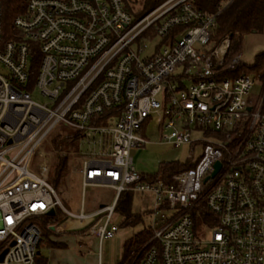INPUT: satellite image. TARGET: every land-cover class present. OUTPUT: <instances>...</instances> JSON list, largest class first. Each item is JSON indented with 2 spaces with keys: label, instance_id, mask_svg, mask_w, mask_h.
I'll return each mask as SVG.
<instances>
[{
  "label": "built area",
  "instance_id": "1",
  "mask_svg": "<svg viewBox=\"0 0 264 264\" xmlns=\"http://www.w3.org/2000/svg\"><path fill=\"white\" fill-rule=\"evenodd\" d=\"M233 1L210 12L166 0L138 17L124 0H27L8 39L0 1V264H38L36 220L51 210L98 239L102 264L126 192L152 203L138 264H264V92L253 105L259 76H232L244 63L227 61L230 39L210 44ZM153 121L165 142L191 151V167L168 183L143 180L131 156ZM62 126L72 130L65 138ZM56 135L80 153L65 159L83 190L112 188V204L91 213L84 201L78 213L62 205L45 151Z\"/></svg>",
  "mask_w": 264,
  "mask_h": 264
},
{
  "label": "rangeland",
  "instance_id": "2",
  "mask_svg": "<svg viewBox=\"0 0 264 264\" xmlns=\"http://www.w3.org/2000/svg\"><path fill=\"white\" fill-rule=\"evenodd\" d=\"M131 7L138 14L143 10V0H129ZM222 5V0H212V8L208 11H215ZM219 6V7H218ZM241 49V60L247 66H252L255 63L256 56L264 52V28L261 33H253L244 37ZM32 97L38 102H45L37 88L32 89ZM262 93V84L257 85L251 93V101L256 105L260 100ZM151 126L143 131V136L148 140L145 147L134 149L131 156L134 160L136 171L143 176H155L161 172V166L165 164H175L186 166L190 162L191 151L189 146L174 147L172 144L163 140V129L157 126L153 121ZM72 130L66 127H61L58 135L62 138L71 134ZM52 138L46 142V157L49 165V182L56 190V194L62 205L71 212L78 213L81 210L82 201L85 203V211L91 213L100 209L103 204H110L114 199V191L104 187H87L83 190L81 177L72 173V164L70 160H66V169L62 173L61 178L53 184V167L57 164L59 154L52 146ZM68 142V141H66ZM69 143V142H68ZM85 150V149H84ZM200 152L199 150L197 151ZM196 154V157L198 155ZM80 157V153L71 151V146L64 148L61 157ZM43 158L35 153L31 169L39 173L42 169L41 162ZM75 165H78L76 162ZM147 196L136 194L134 197L133 214L143 215L141 220L135 224L123 225L125 218L118 214L114 216L113 221L120 230L115 234V237L110 240H105L101 245L103 264H120L123 258V251L127 243L137 234H140L146 229H149L151 223L150 208L152 203ZM60 212V211H59ZM58 212V213H59ZM64 219V218H63ZM60 224V223H59ZM76 234V232H75ZM73 234V235H75ZM78 236L64 237L67 246L61 250L52 248L42 249V254L49 259L50 264L57 259L59 264H98L97 253L100 248V243L96 237H85L83 233H77ZM76 234V235H77ZM64 236V235H63ZM93 251V255H88V251ZM56 263V264H57Z\"/></svg>",
  "mask_w": 264,
  "mask_h": 264
},
{
  "label": "trees",
  "instance_id": "3",
  "mask_svg": "<svg viewBox=\"0 0 264 264\" xmlns=\"http://www.w3.org/2000/svg\"><path fill=\"white\" fill-rule=\"evenodd\" d=\"M3 12H4V32L8 39L12 33L13 20L18 15L24 14L26 9L27 0H0ZM127 3L128 9L133 11L131 3L129 0H124ZM166 0H143V10L138 13L137 16L144 15L157 6L162 4ZM195 4L199 6L202 10L211 9L212 0H194ZM217 25L213 30L211 35L210 44L212 47L217 46L222 40L228 38L230 39L231 45L229 53L227 56V61L229 62L233 58L240 56L242 54V42L244 37L253 34L261 33L264 28V0H234L228 7H226L217 17ZM253 74L259 76L260 83L262 84V90L264 92V52L256 56L255 63L252 66H247L246 64L240 65L232 76H239L242 74ZM228 75H231L229 73ZM59 138L58 135L54 136L52 139V146L55 151L59 154V159L57 164L53 167V184L57 183L61 178L62 173L66 169V160L61 157L60 154L64 152V148L70 146V142H66ZM191 167L190 163L186 166H180L175 164H165L161 166V172L159 175L155 176H144L142 179L145 181H160L165 182L171 181L172 176ZM50 180V178H49ZM136 193L126 192L123 193L116 205V214L125 218L123 225H132L141 220L143 215L133 214V204L134 197ZM56 211L54 216L46 215L38 218L36 220L39 229L41 231L42 242L38 246V257H36V262L38 264H47V258L42 254V249L44 248H65L66 245L63 243L56 242L51 238L55 235L51 231L50 226L57 225L63 218V212ZM59 212V213H58ZM152 236L149 229L146 231L135 235L125 246L123 251V258L120 264H138V253L148 239Z\"/></svg>",
  "mask_w": 264,
  "mask_h": 264
},
{
  "label": "crops",
  "instance_id": "4",
  "mask_svg": "<svg viewBox=\"0 0 264 264\" xmlns=\"http://www.w3.org/2000/svg\"><path fill=\"white\" fill-rule=\"evenodd\" d=\"M211 3H212V1H211ZM223 4V3H222ZM222 6V5H221ZM220 6V7H221ZM219 7V6H218ZM219 9V8H218ZM217 10V9H216ZM215 10V11H216ZM211 12V11H210ZM81 184H82V179H81ZM104 188H108V187H104ZM109 189H111V190H113L112 188H109ZM114 191V190H113ZM114 200L110 203V204H112L116 199H115V192H114V198H113ZM110 204H106V205H110ZM84 205H85V203H84ZM105 204H103V205H101L100 207H102V206H104ZM63 221V220H62ZM62 221L60 222V224L58 223L57 225H53V226H56L57 228H58V231H56V230H51V231H53L54 232V236L51 238L52 240H54V241H56V242H61V243H63L64 245H66L67 246V244H66V242H63V241H65V238L64 237H67V238H70V236H78V234L77 233H81L82 231H77V230H70L69 228V226H67V224L66 223H64V224H62ZM50 229H51V226H50ZM75 232H76V234H75ZM73 234H75V235H73ZM64 235V236H63ZM84 236V235H83ZM54 249V251L55 250H61V249H64V248H53ZM95 255V254H94ZM93 255V256H94ZM97 260H98V262H99V258H98V255H97ZM47 261H48V263L47 264H50V262H49V259L47 258ZM58 261H57V259L56 260H53V263L52 264H56ZM57 264H59V263H57ZM102 264H103V258H102Z\"/></svg>",
  "mask_w": 264,
  "mask_h": 264
},
{
  "label": "water",
  "instance_id": "5",
  "mask_svg": "<svg viewBox=\"0 0 264 264\" xmlns=\"http://www.w3.org/2000/svg\"><path fill=\"white\" fill-rule=\"evenodd\" d=\"M215 168H216V171H215V173L213 174V176H215L216 174H218L217 172H218V171L220 170V168H221V163H220V162L216 163ZM55 214H56L55 210H51V211L48 213V215H50V216H54ZM54 229H55L54 227H51V230L54 231ZM11 245H14V243H12ZM7 253H8V248H6V249H4V250L2 251V253L0 254V262L3 261V259H4L5 256H7V255H6Z\"/></svg>",
  "mask_w": 264,
  "mask_h": 264
}]
</instances>
